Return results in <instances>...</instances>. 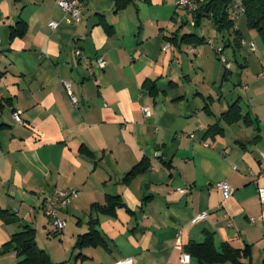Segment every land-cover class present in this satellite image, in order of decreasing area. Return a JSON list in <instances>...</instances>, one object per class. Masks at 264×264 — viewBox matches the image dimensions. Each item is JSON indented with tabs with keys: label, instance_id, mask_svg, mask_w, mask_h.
Wrapping results in <instances>:
<instances>
[{
	"label": "crops",
	"instance_id": "crops-1",
	"mask_svg": "<svg viewBox=\"0 0 264 264\" xmlns=\"http://www.w3.org/2000/svg\"><path fill=\"white\" fill-rule=\"evenodd\" d=\"M58 1L0 0V209L12 214L8 221L0 217V249L27 225L52 261H64L55 258L59 250L49 237L41 245L44 230L56 233L41 191H77L61 214L67 226L57 233L59 242L68 240L74 252L93 226L103 243L76 249L67 261L181 264L190 245L211 238L219 251L250 246V259L242 261L264 264L258 195L264 187V102H257L264 72L246 81L254 51L237 22L235 34L226 37L204 19L202 33H194L204 42L190 46L180 41L186 25L177 0H134L118 11L115 0H84L77 23H69ZM20 23L25 29L12 36ZM175 36V43L166 40ZM210 41L235 46L231 56L242 69L249 103L224 88L232 69L217 67L203 51ZM77 50L92 62L106 58L107 66L90 76ZM65 82L73 83L77 107ZM236 103L240 116L234 120ZM148 105L152 116L145 118ZM16 111L23 112L25 126L15 122ZM223 182L235 188L227 200L216 187ZM109 195L120 196L122 206L113 213L94 209ZM201 214L207 217L193 223ZM79 253L84 258L76 260ZM5 257L19 264L15 252ZM189 264L205 263L191 256Z\"/></svg>",
	"mask_w": 264,
	"mask_h": 264
},
{
	"label": "trees",
	"instance_id": "trees-1",
	"mask_svg": "<svg viewBox=\"0 0 264 264\" xmlns=\"http://www.w3.org/2000/svg\"><path fill=\"white\" fill-rule=\"evenodd\" d=\"M134 0H115L116 11L123 9L128 4L132 3ZM237 0H196L199 8L192 13L190 16L196 19L195 26H200L204 19H211L219 32H224L227 30L234 29L236 20L231 18V9ZM244 7L246 8V17L248 27L252 30H256L258 34L262 37L264 42V0H240ZM25 29V24H18L16 27L12 28V36L21 35L22 31ZM236 32V31H235ZM173 43L176 42L177 37H169L166 39ZM181 43L197 46L204 42L203 38H200L194 33H185L181 36ZM3 104H0V109ZM231 117L237 120L240 116L238 104H234L231 109ZM139 166L133 168L125 177L129 180L138 171ZM122 206L120 203V196L107 197L106 205L97 204L94 209L98 211H103L105 213H113V210ZM12 214L8 210L0 209V217L8 221V217ZM94 222H90V226ZM57 232L55 233V235ZM103 243V238H101L98 230L91 226L89 232L80 235L78 243L75 249L81 250L85 246H97ZM4 251L1 254L9 253L14 251L19 259V264H76V262H62L53 263L48 253L41 249L36 240V231L30 226H24L21 231L15 233L11 240L4 245ZM190 256L198 258L202 263L205 264H219L225 262H232L233 264H250L245 263L242 259H250V246H247L244 250L240 251L228 246L222 247L221 251L217 250L211 238L203 243H193L187 248ZM84 258V256L79 253L76 256V260Z\"/></svg>",
	"mask_w": 264,
	"mask_h": 264
},
{
	"label": "built area",
	"instance_id": "built-area-1",
	"mask_svg": "<svg viewBox=\"0 0 264 264\" xmlns=\"http://www.w3.org/2000/svg\"><path fill=\"white\" fill-rule=\"evenodd\" d=\"M58 5L68 16L69 23H73V22L77 23L81 20L83 10L85 7L84 0H59ZM177 7L183 8L188 13H192V12H195L199 8V5L196 2V0H177ZM245 13H246V8L244 7L243 3L240 0H237L231 9V18L234 20H237L241 15ZM49 27L52 30H54L57 28V23L51 22L49 24ZM242 43L246 44L245 41H243ZM209 44L216 51L220 60L223 63H225L226 68L229 69L230 65L228 63V60L223 55L224 49L221 47L214 46L211 41L209 42ZM250 47L252 51H256L254 43H250ZM170 48H171V45L169 43H166L163 49L168 50ZM193 52H195V50H193ZM76 55L86 66V69L90 76L94 75L95 67H98L99 69L103 70L107 66V60L104 57H99L95 61L92 62L83 54L81 50H77ZM64 86L70 97L72 105L77 107L79 105V99L76 97V95L73 92V83L65 82ZM142 113L145 118L151 117L152 116V106L150 105L144 106L142 109ZM13 118L18 125H21V126L26 125L25 121L23 120L22 111H16L13 114ZM260 156H261V160H260L261 173L264 174V153H261ZM216 187L221 191L225 200L230 199L235 193V188H233L232 186L224 182L218 183ZM178 191L180 193H184L186 190L179 189ZM258 195H259L260 203L264 204V187L258 188ZM78 196H79V192L77 191H71L70 193H63L57 190H52L50 192H46L45 190L41 191V198L43 199L44 214L52 223L55 229V232L60 233L66 228L67 223L65 220L62 219L61 214L68 208L72 200L77 198ZM206 217H207L206 214L198 215L193 219V223H198L204 220ZM180 262L181 264H189L191 262V256L188 254H183L181 256ZM114 264H134V261L131 258L129 259L127 258V259L116 261Z\"/></svg>",
	"mask_w": 264,
	"mask_h": 264
},
{
	"label": "rangeland",
	"instance_id": "rangeland-1",
	"mask_svg": "<svg viewBox=\"0 0 264 264\" xmlns=\"http://www.w3.org/2000/svg\"><path fill=\"white\" fill-rule=\"evenodd\" d=\"M180 9H181V12L179 13V15H180V17H184L185 18V19H183V22L186 25L184 27L183 32L201 34L202 31H203V28H201L199 26L198 27L195 26L196 19L195 18L192 19L190 14H188V12L184 11L183 8H180ZM205 20H207V19H205ZM236 22H237V26L240 27V29L242 31L243 38H245V40L248 43H254L255 44V48H256V51L251 52V54H253L254 56L250 60V66L248 67L249 69H244V71H245L244 75H245V77H247L246 78V81H247L248 78H257V74L258 73L264 72V42H263L262 37L258 34V32L256 30H252L251 28L248 27V24L246 23L247 22V17H246L245 14L241 15L236 20ZM177 26H179V25H177ZM230 31H232V36L235 34V29L232 28L231 30L225 31L226 32L225 33L226 37L231 36V32ZM229 32H230V34H229ZM206 45L209 48H211V45L210 46L208 44H206ZM232 47L234 48L235 46H228V45L224 46V51H223V55L229 59L230 66H231V69H232L231 81L229 83L225 82L224 83V88L227 89V90H230V91L236 90V93L237 94H241L243 99L247 103H249L246 95L244 94V91L242 90L244 85H242L240 83V75H239V73L242 72V69H240V67L237 65L236 61L234 60V57L231 56V50L233 49ZM221 48H223V46H221ZM208 49L204 48L203 51H205V53H209V54L211 53L214 56V58H212V56L210 55V57L212 58V61L214 62V64H216L217 67H221L222 69L225 70L226 69L225 63H223L220 60V58L217 55L216 51L214 49L213 50L211 49L213 51V53H214L213 54L212 51L208 50ZM253 58H254V60H253ZM238 60H239L238 61L239 63L242 62V60L239 59V57H238ZM260 61L263 63V67L260 64L261 63ZM208 66L211 68L210 65H208ZM260 81L264 85V79H262ZM257 102H259V103L264 102V90L263 89L260 90ZM50 225H51V227H53L52 224H50ZM61 236H62V234L54 235L52 233H47V231H45V230H44V232H42L40 234L41 241H42L41 245L43 244V240L46 237H49V243H51L52 246H55V247H52V248L59 250L57 252V255H55L56 259L62 258L61 256H65L64 257L65 258L64 261L55 262V261L51 260L53 263L67 262V260H69V257L72 254H74L73 256H75L77 254L76 249H75L74 252H72L74 247H71L72 245H71V243L68 240L64 241L63 244L59 242L62 239ZM36 239H37V236H36ZM55 241H57V242H55ZM59 244H61L62 246L61 247H57ZM3 251H4V248L0 249V264H9L8 258L5 257V256L8 255V254L14 253V251H11V252L5 253V254H1ZM2 257H5V258H2ZM10 264H12V263H10Z\"/></svg>",
	"mask_w": 264,
	"mask_h": 264
}]
</instances>
